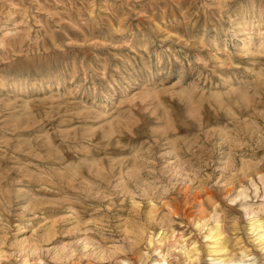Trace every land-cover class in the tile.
Listing matches in <instances>:
<instances>
[{
  "label": "rangeland",
  "instance_id": "1",
  "mask_svg": "<svg viewBox=\"0 0 264 264\" xmlns=\"http://www.w3.org/2000/svg\"><path fill=\"white\" fill-rule=\"evenodd\" d=\"M263 228L264 0H0V264H264Z\"/></svg>",
  "mask_w": 264,
  "mask_h": 264
},
{
  "label": "bare ground",
  "instance_id": "2",
  "mask_svg": "<svg viewBox=\"0 0 264 264\" xmlns=\"http://www.w3.org/2000/svg\"><path fill=\"white\" fill-rule=\"evenodd\" d=\"M262 229V228H261ZM258 238L262 241V242H264V228H263V231H262V233H260L259 234V236H258ZM220 250H223L222 248L221 249H219L218 248V250L217 251H220ZM221 252V251H220ZM223 252V251H222ZM224 252H225V249H224ZM220 259V263L221 264H238V262H237V260H235V259H233V258H229V259H227V258H219ZM162 262L163 261H161V260H159V261H157L156 263H154V264H162ZM240 262V261H239ZM242 262V261H241Z\"/></svg>",
  "mask_w": 264,
  "mask_h": 264
}]
</instances>
